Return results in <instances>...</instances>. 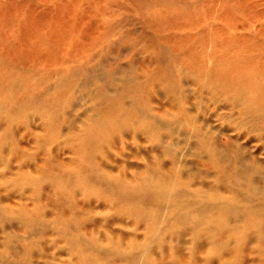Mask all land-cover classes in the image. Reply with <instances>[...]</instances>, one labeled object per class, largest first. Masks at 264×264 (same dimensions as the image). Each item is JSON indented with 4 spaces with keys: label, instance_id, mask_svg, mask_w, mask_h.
<instances>
[{
    "label": "bare ground",
    "instance_id": "1",
    "mask_svg": "<svg viewBox=\"0 0 264 264\" xmlns=\"http://www.w3.org/2000/svg\"><path fill=\"white\" fill-rule=\"evenodd\" d=\"M78 1L89 6L58 11L38 40L40 51L24 47L13 55L18 65L0 73V95L8 96L0 97V264H264V98H259L258 82L244 90L237 84L243 77L214 74L204 66L210 59L205 53L198 69V62L180 57L175 77L167 72L151 84L134 79L129 89L134 96L121 91L117 106H108L106 111L115 115L75 117L74 105L60 113L64 103L45 101L40 91L12 78V69L30 73L28 61L60 63L44 82L56 78L58 85L70 80L71 87L84 85L96 74L87 64L99 44L122 27L120 16L129 7L192 5L183 0ZM223 16V9L212 6L201 25L225 34L230 21ZM89 19L95 25L79 33ZM261 19L243 10L240 30L260 35ZM67 23L71 35L63 38L61 27ZM94 26L100 29L97 35ZM120 68L113 75L121 74ZM18 92L23 95L16 98ZM196 100L204 102L196 105L200 111L209 104V116H198ZM22 110V122L34 121L39 112L43 128L53 125L64 136L75 132L68 152L45 148L40 137L33 146L18 142L16 130L9 145L8 118ZM213 118L226 127L216 128ZM8 151H13L9 159ZM25 155L32 164H17ZM94 188L116 201L98 196ZM54 208L63 210L59 217ZM9 224L20 225L24 235Z\"/></svg>",
    "mask_w": 264,
    "mask_h": 264
},
{
    "label": "rangeland",
    "instance_id": "2",
    "mask_svg": "<svg viewBox=\"0 0 264 264\" xmlns=\"http://www.w3.org/2000/svg\"><path fill=\"white\" fill-rule=\"evenodd\" d=\"M183 1H187L192 5L177 8L149 5L142 10L136 6L129 7L130 11L120 16L122 27L115 35H110L107 40L99 44L97 54L87 64L90 67H95L93 70H95L96 74L88 79L84 85H73L71 87L73 80L68 81L66 84L58 85L56 84V78L49 80V82H44L43 79L46 75H51L53 71L60 67V63L49 64L45 61H38L35 65L28 61L26 66L32 69L30 73L19 71L14 69V67L11 71L12 78L21 80L25 85H30L31 87H29L32 90L40 91L45 101L60 100L65 104L63 107L61 106L60 113L62 110L74 105L73 115L75 117L82 113H87L96 119H100L103 115L107 117L116 114V112L110 113V111L106 110L109 105L114 108L117 106V94L119 92H129L130 97L134 96L133 92L129 90L130 88L134 89L136 85L132 82L134 79H138L140 83L142 82L141 84H143V80L149 79L147 83L151 84L152 81L155 82L167 72L172 77H175L176 71L174 72L173 70L176 67L175 69L173 67L174 63H177V58L180 57L185 62H198L195 67V69H198L202 64L199 61L202 55L206 53L207 57L208 55L210 57L208 61H205L207 63L204 62L207 70L218 76L230 72L243 77L241 79L244 80H238L237 84L244 85L242 86L244 90L251 88L249 86L251 82H258L257 87L261 90V93H258L259 98H264V31L261 29L260 35H255V32L246 33L240 30L242 29L240 21L243 10L257 22L260 21L261 17L264 18V0ZM67 5H71V7L76 5L74 8L77 9H86L89 6L86 1H78L76 3V0H0V37L4 38V41L0 43V54H5V56L2 55L0 73H5L10 64L16 63L13 55L16 52L23 51L24 47L29 48V51H33L32 49L40 51L38 40L46 35L50 29L47 24H52L58 11L60 14H65L67 9L65 6ZM212 6L216 8L219 6V8L223 9V19L228 16L227 19L230 21L228 28L230 31L223 27L225 34H217L211 28L212 25L208 26L206 24V27L201 25V23L203 24L202 19L207 16V10L212 9ZM223 19L221 21H224ZM71 21V17H69L68 22ZM92 23L95 25L94 19L83 20L79 33L87 29ZM216 23H218L217 27L221 25L219 21H216ZM243 28L248 29L247 26H243ZM262 28H264V24ZM61 29L63 38L70 37L69 31L72 29L68 23L67 27L64 28L63 26ZM94 31H98L94 32L97 35L100 29H96V26H94ZM95 35L89 37L87 45L96 39ZM67 41L68 39H65L63 44L67 45ZM87 45L82 49L83 52L87 49ZM160 50H165L166 52L162 57L159 53ZM174 51L176 54L173 53ZM98 56L102 60L98 61ZM142 63H145L144 68L140 66ZM117 68L121 69V74L113 75ZM104 92L106 95H102ZM22 95V92H18L16 93V98ZM0 97L2 99L8 98L4 94L0 95ZM198 104L201 107L204 102L199 100L193 102L194 110L198 111V116H209V104L206 107L204 106L201 111L200 107L196 106ZM25 114L22 110L15 118L11 120L8 118L10 134H8L7 142L9 145L14 140L12 133L16 130L19 135L15 134L14 136L18 142H26L28 145L33 146L34 140L40 137L46 141L45 148H57L59 151L68 152L67 149L72 142L71 140L76 139L75 132L71 135L68 134L69 136L57 135L55 126L42 127L39 116L37 117L39 112L34 113L32 118L34 121H29L26 118L22 122L21 120L26 117L24 116ZM127 120L130 121V119ZM211 120H214L216 128L224 129L226 127L225 124L220 123L221 121H217L215 118ZM122 121L126 122V120ZM33 122L34 124H32ZM5 128L8 127L5 126ZM227 141V137H221V143H226ZM146 149L147 146L143 147V150ZM10 152L13 151H8L4 154L7 159L11 157ZM29 158V155L22 156V160L17 164L22 163L23 166L26 165L25 163L32 164V159L30 160ZM130 163L142 166L144 161L130 160ZM49 175L53 176L55 174L50 172ZM75 188V185L71 186L70 190ZM94 191L98 196L104 197V199L111 202L116 201L114 196L105 194L102 189ZM10 195H13V193ZM62 211V209L57 208L52 210L56 217H59ZM75 223L79 224L81 222L78 220ZM9 225L15 230L21 228L18 224ZM18 231L19 235H24V232H21L22 229ZM29 240L35 241L37 236H31Z\"/></svg>",
    "mask_w": 264,
    "mask_h": 264
}]
</instances>
